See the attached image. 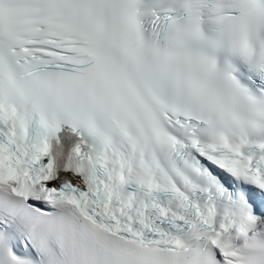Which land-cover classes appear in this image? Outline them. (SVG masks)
I'll use <instances>...</instances> for the list:
<instances>
[{
  "label": "snow or ice",
  "instance_id": "obj_1",
  "mask_svg": "<svg viewBox=\"0 0 264 264\" xmlns=\"http://www.w3.org/2000/svg\"><path fill=\"white\" fill-rule=\"evenodd\" d=\"M0 264H264V0H0Z\"/></svg>",
  "mask_w": 264,
  "mask_h": 264
}]
</instances>
